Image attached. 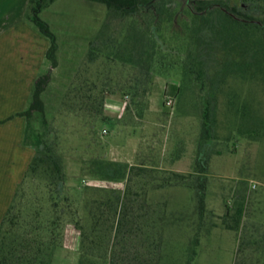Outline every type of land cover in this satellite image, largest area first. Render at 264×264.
I'll list each match as a JSON object with an SVG mask.
<instances>
[{
	"label": "rangeland",
	"instance_id": "rangeland-1",
	"mask_svg": "<svg viewBox=\"0 0 264 264\" xmlns=\"http://www.w3.org/2000/svg\"><path fill=\"white\" fill-rule=\"evenodd\" d=\"M197 1L148 0L125 17L90 0L49 2L41 16L58 35L60 64L44 94L46 115L35 113L26 144V118L18 113L50 68L49 40L27 19L29 0H0V118L13 117L0 121V221L32 159L45 150L41 134L65 181L31 177L19 209L26 216L45 206L48 217L59 200L63 237L53 264H79L75 219L88 223L91 207L101 219L104 202L118 195L126 212L108 214L112 221L126 217L130 259L138 251L156 264L161 249L167 264H186L199 237L193 264H264V136L241 135L226 107L228 97L253 89L264 110V79L255 65L264 41L257 29H234L216 10L228 5L262 21L264 0H207L204 11ZM189 46L206 68L205 87L186 73ZM110 243L119 249L117 237Z\"/></svg>",
	"mask_w": 264,
	"mask_h": 264
},
{
	"label": "trees",
	"instance_id": "trees-1",
	"mask_svg": "<svg viewBox=\"0 0 264 264\" xmlns=\"http://www.w3.org/2000/svg\"><path fill=\"white\" fill-rule=\"evenodd\" d=\"M52 0H29V10L27 19L37 29L45 35L50 42L46 58L50 63V68L44 74L40 75L36 82L29 107L18 115L27 118V131L25 142H31V126L32 118L35 113L46 115V102L44 94L47 91L53 77V71L59 66V38L52 28L51 24L42 18L43 9L48 6ZM103 3L110 11L119 12L122 16H134L141 10V3L148 0H90ZM196 9L204 11L212 3L207 0H198ZM222 4V3H221ZM224 5V4H223ZM227 10L216 7L225 17L228 24L234 29L239 27H249L257 29L264 41V20L254 21L255 19L246 14H242L237 8H230L225 5ZM261 57H255L256 68L264 79V47L260 51ZM94 59V57H92ZM186 70L187 74L193 77L202 87L206 86L207 72L203 61L195 56L193 49L189 46L186 50ZM247 78V77H246ZM248 83H252L253 79L247 78ZM209 99L207 110L205 113L204 130L207 137L211 136L212 128L215 122V114L217 109L214 107L213 100H218L217 96ZM227 112L236 120L239 133L251 139H258L264 136V110L256 104L257 98L253 89L247 93H238L226 99ZM39 144L44 145L45 150L36 155L25 174L23 181L17 186L14 198L8 207V210L0 224V264H53L57 247L60 245L62 233V215L60 212L59 200L53 203V215L46 216V207H34L31 214L24 215L20 207V200L24 195V184L28 179L47 178L50 184L60 186L65 181V173L59 159L50 152L43 135L39 134ZM200 169L206 172L207 162L201 158ZM206 177L202 181L199 196V209L201 218H204L206 211L205 189ZM53 197V196H52ZM104 217H100L91 207V217L88 223H83L77 217L75 219L76 227L81 231V247L83 255L79 264H132L133 260L138 263L134 264H150V259H142L137 251L133 259H130L127 252V238L125 237L126 217L120 219H112L109 217V211H117L119 207L126 212L127 207L123 203L122 196L110 198L104 202ZM242 209L240 208L239 211ZM100 233V234H99ZM117 237L119 243L116 247L110 249L113 237ZM199 237H195L194 245L187 255L186 264H193L197 254L196 247L199 245ZM162 252V253H161ZM167 256L166 250L159 249L157 253L156 264H167L163 259ZM141 260V261H140Z\"/></svg>",
	"mask_w": 264,
	"mask_h": 264
},
{
	"label": "crops",
	"instance_id": "crops-1",
	"mask_svg": "<svg viewBox=\"0 0 264 264\" xmlns=\"http://www.w3.org/2000/svg\"><path fill=\"white\" fill-rule=\"evenodd\" d=\"M3 30L2 31H0V47L2 48V46H3V38H4V36H3ZM49 40V39H48ZM49 45H50V42H49ZM0 48V57H2V49ZM48 50V49H47ZM47 53V52H46ZM39 77V76H38ZM37 77V78H38ZM37 78L35 79V81H34V85H33V89H32V92H31V99H32V95H33V91H34V87H35V82H36V80H37ZM30 103H31V101L29 102V104H28V106H27V108L29 107V105H30ZM26 108V109H27ZM12 116H8V118H6V119H3V118H0V121H2V122H5L6 120H8V119H12L11 118ZM25 117V116H24ZM26 118V117H25ZM18 130V129H17ZM26 131H27V118H26V126H25V128H24V131H23V141H24V143H25V137H26ZM16 188H17V186H16ZM15 188V189H16ZM15 192H16V190L14 191V194H13V196H12V198H11V200H10V203L8 204V207L10 206V204H11V202H12V200H13V198H14V195H15ZM8 207H7V209H6V211L4 212V214H3V216H2V219H1V221H0V224H1V222H2V220H3V218H4V216H5V214H6V212H7V210H8Z\"/></svg>",
	"mask_w": 264,
	"mask_h": 264
},
{
	"label": "built area",
	"instance_id": "built-area-1",
	"mask_svg": "<svg viewBox=\"0 0 264 264\" xmlns=\"http://www.w3.org/2000/svg\"><path fill=\"white\" fill-rule=\"evenodd\" d=\"M174 103V100L172 97H169L168 101H167V104L171 107Z\"/></svg>",
	"mask_w": 264,
	"mask_h": 264
}]
</instances>
